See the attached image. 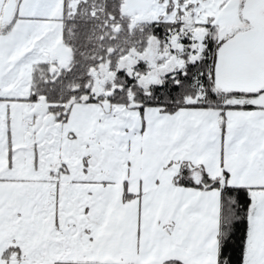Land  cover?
Masks as SVG:
<instances>
[{"label": "snow or ice", "instance_id": "6c2138e0", "mask_svg": "<svg viewBox=\"0 0 264 264\" xmlns=\"http://www.w3.org/2000/svg\"><path fill=\"white\" fill-rule=\"evenodd\" d=\"M0 264H264V0H0Z\"/></svg>", "mask_w": 264, "mask_h": 264}]
</instances>
